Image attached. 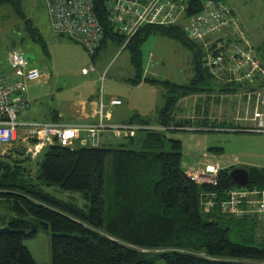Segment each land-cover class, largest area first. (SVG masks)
Masks as SVG:
<instances>
[{
	"label": "trees",
	"instance_id": "trees-1",
	"mask_svg": "<svg viewBox=\"0 0 264 264\" xmlns=\"http://www.w3.org/2000/svg\"><path fill=\"white\" fill-rule=\"evenodd\" d=\"M106 1L93 0L104 32L101 46L108 40L122 45L126 37L113 31ZM181 1L184 16L191 17L203 10L207 0ZM7 4L22 17L18 0H0V5ZM30 34L33 41L42 43L39 32L34 29ZM153 35L189 49L194 70V79L186 85L146 79L167 88L157 129H151L147 121L131 119L125 125H139L142 130L122 138L116 148L75 142L61 146L54 141L31 165L26 163L30 156L19 161L0 158V228L10 230L0 235V264H35L23 242L41 230L50 232V264H264V241L254 234L253 221L258 218L234 217L220 208L224 192L240 188L228 176L233 168L218 170L216 185L195 183L182 169L181 143L163 132L172 123L175 128L190 124L189 120L175 122L174 108L180 98L213 91L214 81L201 65V47L181 25H144L124 46L136 73L131 82L141 79L139 48ZM251 49L264 62V39ZM4 70L0 67V75H5ZM245 169L249 173L246 188L264 190V169ZM51 186L83 192L88 206L83 209L55 198L43 188ZM208 197L214 202L206 211Z\"/></svg>",
	"mask_w": 264,
	"mask_h": 264
},
{
	"label": "rangeland",
	"instance_id": "rangeland-1",
	"mask_svg": "<svg viewBox=\"0 0 264 264\" xmlns=\"http://www.w3.org/2000/svg\"><path fill=\"white\" fill-rule=\"evenodd\" d=\"M18 1L22 17L13 11L11 5H0V60H2L0 67L5 65L6 52L17 51L27 60L26 69L38 68L43 71L47 80L44 82L42 78L39 87L41 92L36 89L27 90L28 96L32 99L36 95L43 97L44 107H39L43 113L48 111L46 108L49 107L51 111L57 109L65 115L64 110L69 109V105L76 101H88L91 96L99 97L102 93L109 95L125 92L115 83L118 82L116 79L130 78L133 75L127 51H122L118 45L108 40L92 57L77 41L54 34L44 0ZM222 1L235 12L238 23L242 29H245L246 36L254 46L259 45L264 39V0ZM177 21L182 28L186 24L185 18ZM34 29L39 32L42 43L32 40L30 31ZM139 50L142 75L145 73L146 76L153 71V76L158 81L167 80L178 85L194 79L191 51L180 42L153 35L141 44ZM82 69H87L88 75H82ZM211 88L218 94L216 86L211 84ZM166 89L165 86L162 88L159 85L145 86L137 93L135 105L132 103V107L142 108L145 112V119L152 126L151 129H157L154 121L155 110L164 105V98L161 95H164ZM238 91L240 92V89ZM244 102V98H239L237 95L231 100L227 98L222 110L223 123L213 129L201 127V120L207 119L209 122L211 120L209 114L212 113L213 116L217 114V107L214 112L209 111L210 101L206 105V112H202L204 106L200 99L196 105L193 100H190L189 104L176 103L175 122L189 120L190 124H186L183 128H175L172 123V126L163 132L166 138L181 143V166L186 173L202 169L189 173L201 175L207 164L214 166L218 164L222 169L264 168V134L254 130L256 123L241 120L245 112ZM195 112L198 117L194 116ZM32 113L36 115L37 111L33 109ZM249 114L252 115L251 112ZM210 124L208 123V126ZM222 126L230 128L221 129ZM115 129H118V126L104 125L98 133L104 130L113 132ZM140 135L144 136V132ZM110 148H116V145H111ZM107 176L108 165H106ZM43 188L55 198L70 202L75 207L86 209L88 206V200L81 191H65L55 186ZM106 190L108 191V187ZM106 190L105 193H108ZM253 225L254 234L263 242L264 220L255 219ZM1 226H3L2 221H0ZM50 243V232L43 230L34 238L23 242L35 264H50Z\"/></svg>",
	"mask_w": 264,
	"mask_h": 264
},
{
	"label": "built area",
	"instance_id": "built-area-1",
	"mask_svg": "<svg viewBox=\"0 0 264 264\" xmlns=\"http://www.w3.org/2000/svg\"><path fill=\"white\" fill-rule=\"evenodd\" d=\"M50 27L58 35L77 41L91 55L101 46L104 32L94 13L93 0H44ZM184 3L180 0H107L105 8L108 21L114 32L126 37L124 45L144 25H175L185 18L183 27L187 37L193 42L203 43L205 49L203 65L212 74L227 70L234 75L233 81L242 84L256 77L264 80V65L251 49L252 42L241 28L235 12L221 2L207 0L203 10L191 17L184 16ZM216 37L213 44L205 40ZM236 38L237 40H235ZM264 64V62H262ZM8 73L0 75V144L8 145L19 135L27 144L25 154L37 157L43 148L57 141L61 146H70L79 141L80 145H99V130L103 128L100 103L99 123L95 126L80 127L59 123L20 122L19 115L27 109V83L38 80L42 71L37 68L26 69L27 60L17 51H8L5 55ZM227 65V67H225ZM82 69V74L87 73ZM236 75V76H235ZM15 95H20L16 99ZM253 120L256 131L264 134V90L255 93ZM120 100L112 99L109 104L119 105ZM142 130L139 125L119 126L112 133L117 138H126ZM86 132V138H80V132ZM116 132V133H115ZM218 168L207 166L201 175H190L197 184L216 185ZM221 202L222 212L234 217H257L264 220V190L237 188L224 192ZM213 198L206 200L204 209L213 206Z\"/></svg>",
	"mask_w": 264,
	"mask_h": 264
},
{
	"label": "crops",
	"instance_id": "crops-1",
	"mask_svg": "<svg viewBox=\"0 0 264 264\" xmlns=\"http://www.w3.org/2000/svg\"><path fill=\"white\" fill-rule=\"evenodd\" d=\"M54 34H56V33H54ZM215 39H216V37H210V38L206 39L205 42L206 43L208 42L209 44H213L216 42ZM234 39L237 40L236 38H234ZM111 42L118 45V47L122 51L128 52L129 61L131 64L130 53L127 49L124 48L125 45L124 44L120 45V44H117L116 42H113V41H111ZM196 44L199 47H201L203 54H205V49L203 47V43L196 42ZM256 55H257V53H256ZM204 57L205 56L203 55L202 59H204ZM257 58L259 59L260 57H258V55H257ZM149 59H150V57H149ZM0 61H2V60H0ZM192 62H193V59H191V65H192V69H193ZM203 63H204L203 60H201V65L203 66L204 69L207 70V72L211 75V78L214 81L213 83H211L212 86H216L218 88V94L216 92H213V91L194 93V94H190V95H187V96L180 98L178 100V102H187V104H189V101L193 100L194 105H196L197 101L200 99V100H202V103L204 106V109L202 112H206V105L208 104V101H210L211 106L210 107L208 106L209 111L214 112L215 107H217L218 108L217 114H216V116H213V114L211 113V114H209V117H211V120H209V122L207 119L201 120V122H202V125L211 123L210 126L216 125L215 127L218 128V126L222 125L221 123H223V120H222L223 119V112H222V110H223V107L225 106L227 98H230V100H231L233 97H235L237 95L239 98H244V101H245L244 102L245 104L243 106V109L245 110V112H244V115H243L241 120H243V121L247 120L249 122L256 123V121L253 120V114H252L253 109L255 107V102H256L255 101V93L258 92L262 88L264 90V80L256 77L252 81H248V82L245 81L242 84H238V83L233 81L232 78H234V75L231 72H229L227 70H222V71H219L215 74H212L209 71V69L204 67ZM131 66H132V64H131ZM2 67L5 69L4 74L9 72L6 64ZM225 67H227V65H225ZM91 69H93V68L91 67ZM88 73L89 72L87 71L86 74H82V75H88ZM148 74H149V76H148ZM135 75H136V73H135V70L133 69V75L130 78L116 79L118 82H116L115 84L118 85L119 88L125 92L118 93V94H109V95H104L102 93L103 95L101 94L99 97L98 96H91L88 101H83V100L76 101V103H72L69 105V109L64 110L65 115L58 112L57 109L51 111V108H49V107L46 108V110H48V111L43 113L39 109V107H44L43 97H38L36 95L32 99L27 94V99H28L27 109L19 115L18 120L20 122L59 123V124H64V125H77L80 127L81 126L82 127L95 126V125H98V123H99L98 113H99L100 103H101L103 105L102 112L104 115V117L101 120V124L103 126L105 125L106 127H110V126H118L119 127V126H123V125L127 124L128 121H130L131 119H135L137 121H146V119H145L146 114L142 110V108H137L136 106L132 107V103L135 105L136 98L138 97L137 93L139 91H141L142 88H144L145 86H152V85L162 86V85L160 83L150 82V81L146 80V79L158 80L155 76H153L154 75L153 71L152 72L150 71L149 73H147L146 76H145V73L143 75L141 74V79L139 80V82L137 84H133L131 82L132 79L135 77ZM193 76H194V70H193ZM42 78L45 80L44 82H46L47 76L43 75V73H42L41 77L38 80L31 81V82L27 83V88H28L27 90L36 89V90H38V92H41L39 87H40ZM159 81L161 82V80H159ZM165 81H167V80H164L162 82H165ZM190 81L191 80H188L186 84L190 83ZM186 84H182V85H186ZM210 87H211V85H210ZM162 88H164V86H162ZM226 88H228L230 91H225L224 89H226ZM239 89H240V92L238 91ZM41 90H43V88ZM15 96H16V99H18L20 97V95H18V96L15 95ZM161 97L164 98V95L162 94ZM112 99L120 100L121 103L119 105L112 106L109 104V101ZM241 108H242V106H241ZM33 109H35V111H37L36 115H34L32 113ZM158 111H159V108L157 110H155L156 117H155L154 121H156V124H155L156 126L159 123ZM250 112L252 115L249 114ZM173 115L175 118L176 117L175 113H173ZM195 115H196V112H195L194 116ZM62 119H64V120H62ZM218 123H220V124H218ZM20 133H22V131H19V135H18L17 139L15 141H13L12 143H10L8 145L0 144V158H7L10 161H19V160L25 159V157L27 156L25 154V150L28 146L27 144H30V142L29 141L28 142L23 141L21 136H20ZM86 134H87L86 132L81 131L80 132V138L85 139ZM129 136L130 137L135 136V133L130 134ZM139 136L141 137L140 134H139ZM121 139L122 138H117L114 134H112V132H109L108 130H104L103 132H101L99 134V142H100L99 145H104V146L110 147L111 145H114V144L116 145L117 143H120L122 141ZM78 143H79V141H76L74 144H78ZM44 149L45 148H43L41 150L40 154L35 158H30L28 156L31 161H26V163L29 165L34 164L38 160V158H40ZM207 166L222 169L218 164H216L215 166L207 164L205 167H207ZM257 168H259V167H257ZM262 169H264V168H262ZM200 170H202V169H199L196 171H200ZM195 172H187V174L195 173Z\"/></svg>",
	"mask_w": 264,
	"mask_h": 264
},
{
	"label": "water",
	"instance_id": "water-1",
	"mask_svg": "<svg viewBox=\"0 0 264 264\" xmlns=\"http://www.w3.org/2000/svg\"><path fill=\"white\" fill-rule=\"evenodd\" d=\"M231 181L240 188H246L249 184V173L245 168H233L228 173ZM9 228H0V235L9 232Z\"/></svg>",
	"mask_w": 264,
	"mask_h": 264
}]
</instances>
